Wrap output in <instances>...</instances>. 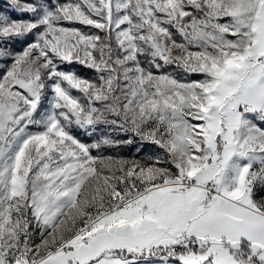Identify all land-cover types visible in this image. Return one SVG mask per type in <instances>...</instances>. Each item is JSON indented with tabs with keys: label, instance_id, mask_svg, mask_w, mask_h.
<instances>
[{
	"label": "snow or ice",
	"instance_id": "snow-or-ice-1",
	"mask_svg": "<svg viewBox=\"0 0 264 264\" xmlns=\"http://www.w3.org/2000/svg\"><path fill=\"white\" fill-rule=\"evenodd\" d=\"M0 70V264H264V0H8Z\"/></svg>",
	"mask_w": 264,
	"mask_h": 264
},
{
	"label": "rangeland",
	"instance_id": "rangeland-1",
	"mask_svg": "<svg viewBox=\"0 0 264 264\" xmlns=\"http://www.w3.org/2000/svg\"><path fill=\"white\" fill-rule=\"evenodd\" d=\"M7 5H8V0H0V9L6 8ZM13 47L16 50H19L23 47V44L22 43H16L13 45ZM167 70L172 71V69H167ZM0 71H2V70H0ZM78 74L85 77V78H89V79L93 78V76H94L92 74H89V75H84V74H80V73H78ZM177 74L179 75V73H177ZM188 78L189 79H195L197 77H188ZM77 134L79 135V138L84 140L85 142H91L90 138L87 135L83 134L82 131L78 130ZM137 148L140 149L138 152L136 151ZM158 151L159 150L154 145H148V144L141 145L140 143L137 142L133 145H123L121 147V150L109 151L106 154H108V155H120V156L129 157V158H135V159H142L144 157L157 154Z\"/></svg>",
	"mask_w": 264,
	"mask_h": 264
},
{
	"label": "trees",
	"instance_id": "trees-1",
	"mask_svg": "<svg viewBox=\"0 0 264 264\" xmlns=\"http://www.w3.org/2000/svg\"><path fill=\"white\" fill-rule=\"evenodd\" d=\"M75 70H76L78 73H80V74H84V75L92 74V75H94V73H93L91 70L86 69V68H83V67H81V66H79V65L76 66Z\"/></svg>",
	"mask_w": 264,
	"mask_h": 264
}]
</instances>
